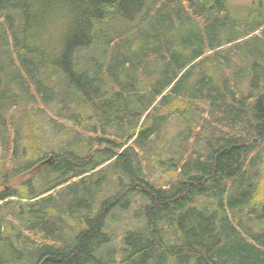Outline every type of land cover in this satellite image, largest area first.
I'll use <instances>...</instances> for the list:
<instances>
[{
	"label": "trees",
	"instance_id": "obj_1",
	"mask_svg": "<svg viewBox=\"0 0 264 264\" xmlns=\"http://www.w3.org/2000/svg\"><path fill=\"white\" fill-rule=\"evenodd\" d=\"M187 2L194 11L184 0H154L151 7L146 0H0L2 54L11 68L2 69L11 89L1 93L0 141L10 127L16 156L20 147L37 153L36 107L56 108L74 139L49 155L52 162L35 175L41 185L4 182L0 247L18 260L264 264V12L235 18L227 0ZM97 44L106 60H89V69L80 55ZM246 78L243 95L237 81ZM13 107L30 124L26 146L23 122L6 118ZM171 118L179 122V150L159 163L155 147L168 144L162 137ZM149 150L161 168L178 173L167 187L145 176ZM38 157L24 169L37 168ZM100 168H112L120 188L128 187L95 209L105 176L94 181L91 174ZM135 196L148 202L145 228L128 232L120 251L99 255L112 242L110 209L131 207ZM13 204L31 217L22 230L4 212ZM67 231L76 233L70 242ZM0 264L9 263L0 257Z\"/></svg>",
	"mask_w": 264,
	"mask_h": 264
},
{
	"label": "rangeland",
	"instance_id": "obj_2",
	"mask_svg": "<svg viewBox=\"0 0 264 264\" xmlns=\"http://www.w3.org/2000/svg\"><path fill=\"white\" fill-rule=\"evenodd\" d=\"M153 1L154 0H146L148 6L150 7ZM164 1L165 0H161V2ZM198 1L199 0H195L196 3ZM184 2L187 7H190V9H188L189 12L194 11L193 9H191V5L193 4V2H187V0H184ZM227 4L229 5L228 12H231L232 16L235 18H239L241 16L244 17L246 12H264V0H227ZM159 6L160 4H158V7ZM3 21L4 18L0 17V23H2ZM4 48V45L0 41V102L2 98V91L11 89L8 88L7 75H5V72H9V74L11 73V68H9L8 66L9 57L2 54V50ZM103 52L104 46L102 47L101 45L97 44L90 48L88 51L83 52L80 55V60L83 65H86L89 69H93V64L88 63L87 65L86 63L89 62V60L95 58L100 59V62H105L106 58L104 55L102 56ZM239 55L240 54H237L235 56V61L238 64ZM2 69L5 70L4 73L2 72ZM232 71L236 72L234 69ZM237 83L241 93L243 95H246V93L249 91L250 78H246L241 82H239L238 80ZM155 106L158 105L156 104ZM203 106L206 105L203 104ZM33 111L34 117L35 119H37V130L34 135L41 140L40 149L37 152L39 154L37 161L43 159L42 162H44L49 159V155L52 154V151L59 152L60 150L67 148L69 144L74 141V139L69 137L71 125L67 119H59L56 116V108L42 107L39 109L36 107V109L34 108ZM150 112L147 113L148 116H150ZM88 113L92 114L93 110L88 109ZM22 114L23 112L21 110L13 107L12 113L6 114V118H8V120H12L13 118L12 124L17 125L18 123L23 122ZM147 115H145L142 122L146 121L149 118H146ZM52 119L58 120L60 125L53 124L51 121ZM8 120L7 122L10 123V121ZM171 120V125L166 128L162 137L163 141L168 140V144L164 145L162 141H160L157 147H155V152L156 154H158L159 163L167 162L171 158V155L179 150V142L178 140H176V130L179 122L175 118H171ZM28 126H30L28 121H24L22 127V141L20 142L21 145H25V143L23 142L24 138L30 136V134H27V132L25 133V129ZM6 134L7 138H3L0 141V193L6 189V186L4 185L5 181H8V183L13 188L17 189L22 185L23 182L27 180H34L38 186L41 185L39 184L41 180H37V177L35 175L38 174V171H42H34L35 168L24 169L27 164H30L31 161L35 160L34 158L37 153H33V150H31L29 147L25 151L22 147H20L18 150V155L16 156L15 130L9 127V131L7 130ZM151 154L152 152L149 150L148 154L144 156L145 158H149H146L148 161L146 168H144L145 176L150 184L154 186L167 187L171 181L175 180L178 177V173L172 170L171 172H169V169L167 168H161L158 164H156V161L150 159ZM262 158L264 161V145L262 150ZM260 169L263 170L262 177L264 178V163L262 164V168ZM102 172H104V174ZM103 175L105 176V181L96 191L97 197L95 202V209H100L101 203L108 199H114L116 195L118 196L119 194L123 193V191L128 187L126 186L123 189L120 188L118 177L112 168H100L98 171L91 174L94 181H97ZM122 178L123 182L128 181L127 177L124 176ZM260 193L262 199H264V183L260 188ZM147 204L148 202L146 200H144L140 196H135L134 203L131 207L125 209V207L121 208V206H117L110 209L106 221V232L111 235L112 242L103 247L99 255H106L110 251L114 252V250L120 251L124 248L123 240L128 232L139 231L145 228L146 218L142 214V210L143 207H145ZM3 205L4 203L0 202V206ZM4 212L7 215V219H9L14 224V230H18V228L21 230L24 229L23 226L25 225V223L31 220V217L28 214H21L16 209L14 204L4 208ZM75 222L76 220L73 218L68 221L69 225L71 226H73ZM250 227H252L257 233H260V231L263 230L258 226L256 222H251ZM75 234L76 233H73L72 231H67L65 236L67 241L70 242ZM15 237L16 236H13V238ZM15 254H17V252H12V249H10L9 246L3 248L0 247V257H4L9 264H36V260L32 259L31 257L27 258V256H25L22 257L21 260H18Z\"/></svg>",
	"mask_w": 264,
	"mask_h": 264
},
{
	"label": "water",
	"instance_id": "obj_3",
	"mask_svg": "<svg viewBox=\"0 0 264 264\" xmlns=\"http://www.w3.org/2000/svg\"><path fill=\"white\" fill-rule=\"evenodd\" d=\"M52 160H53V157H50L47 161H44V162H42L41 164H39V166H38L37 168H35L34 171L41 170L42 167H44V166L50 164V163L52 162Z\"/></svg>",
	"mask_w": 264,
	"mask_h": 264
}]
</instances>
